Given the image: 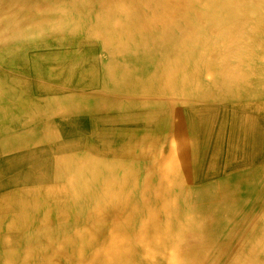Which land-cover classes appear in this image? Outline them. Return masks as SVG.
Masks as SVG:
<instances>
[{
	"label": "bare ground",
	"instance_id": "1",
	"mask_svg": "<svg viewBox=\"0 0 264 264\" xmlns=\"http://www.w3.org/2000/svg\"><path fill=\"white\" fill-rule=\"evenodd\" d=\"M0 264H264V0H0Z\"/></svg>",
	"mask_w": 264,
	"mask_h": 264
}]
</instances>
